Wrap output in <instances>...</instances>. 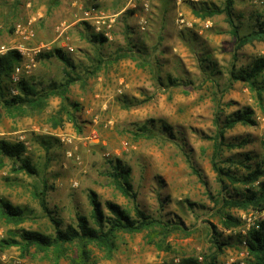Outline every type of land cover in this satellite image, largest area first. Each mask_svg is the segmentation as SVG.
Returning a JSON list of instances; mask_svg holds the SVG:
<instances>
[{
	"label": "rangeland",
	"instance_id": "obj_1",
	"mask_svg": "<svg viewBox=\"0 0 264 264\" xmlns=\"http://www.w3.org/2000/svg\"><path fill=\"white\" fill-rule=\"evenodd\" d=\"M65 1L50 12L51 0H0V50L18 51L20 24L34 31L25 42L28 49L48 45L32 54L36 67L23 79L42 88L62 84L69 76L79 77L68 90V100L55 95L41 112L26 108L23 115L2 118L0 141L24 144L25 155L38 173L14 171L9 159L0 163V202L21 208L25 217L22 223H11L0 208V264H74L79 257L76 244L68 245L62 256L55 248L24 253L19 245L1 246L5 239L20 241L23 230L55 235L54 224L34 196L36 190L45 189L48 207L62 229L77 226L78 215L94 224L91 191L107 214L110 201L134 216L131 199L111 177L118 163L130 171L140 208L154 218L180 223L181 229L119 233L111 251L91 245L87 264H177L184 258H195L200 264L214 260L248 264L250 256L242 240L263 219L264 211L231 209L228 212L241 224H223L213 199L225 192L212 168L211 137L218 131L217 118L223 125L228 116L250 109L254 125L237 124L225 133L227 141L246 144L225 150L224 157L243 159L250 154L251 164L264 166V99L259 102L246 83L230 79L232 64L240 72L264 58V40L247 44L234 60L235 40L225 16L204 17L203 12L222 7L224 0H151L148 11H137L131 0H83L85 10L96 7L116 16L111 38L86 20L77 22L78 11H71L70 0ZM235 22L243 35L264 28V4L235 0ZM96 36L103 37L104 43L97 42ZM130 43L150 53L154 66L159 65L155 69L159 79L151 68L142 69L133 60L111 63ZM206 55L216 64L214 78L203 69ZM100 58L105 59L102 70L88 74ZM24 61L21 56L16 66ZM163 123L173 135L160 134ZM146 125L154 129V138L140 131ZM168 133L172 138H163ZM232 170L245 174L242 168ZM242 189L231 186L229 193ZM216 241L223 244L222 250Z\"/></svg>",
	"mask_w": 264,
	"mask_h": 264
},
{
	"label": "trees",
	"instance_id": "obj_2",
	"mask_svg": "<svg viewBox=\"0 0 264 264\" xmlns=\"http://www.w3.org/2000/svg\"><path fill=\"white\" fill-rule=\"evenodd\" d=\"M60 5V0H51L48 11ZM204 17H213L216 15H224L227 24L230 27V34L235 40V52L233 59L237 60L238 52L244 46L254 42L255 40H264V28L260 27L259 30H254L249 34L243 35L240 32L239 26L235 22V0H224L222 7L206 8ZM127 33L130 35V27L127 26ZM95 40L104 43L105 39L101 36H96ZM62 52L57 50V54L70 65ZM47 54V58L53 56ZM151 55L142 47L137 44L130 43V46L124 50L119 51L118 54L113 56L111 63H117L122 60H133L137 65L144 69L151 68V73L158 79L160 75L156 72L159 65L154 66L150 59ZM204 61L206 62L203 68L206 75L210 78L216 76V64L212 62L209 55H206ZM21 55L16 50H11L4 55H0V123L4 114L9 116L23 115L26 108L34 112H41L49 98L52 96H60L63 101L68 100L67 93L72 84H74L79 77L69 76L62 84H52L46 87H38L35 83L27 79H22L17 85L19 93L12 95L10 93L11 83L10 77L14 71L15 66L20 63ZM95 66L90 69L88 74L96 75L104 66L105 59H97ZM230 79L232 82H244L250 90L255 93L259 102L264 99V58L256 59L251 68L245 71H235V64H232L230 71ZM171 84H178L177 81L170 79ZM8 94V95H6ZM27 113V112H26ZM218 131L215 136L211 137L212 156L211 164L214 172L217 174V181L225 192L220 198H213L214 205L219 207V215L223 224L227 227L238 226L241 221L235 218L228 212L231 209L240 210H253L256 212L264 211V166L261 164L253 165L252 156L246 154L243 159L225 158V150H234L243 147L246 141L232 142L227 141L225 133L229 129H233L237 124L254 125L253 112L250 109L237 111L233 115L228 116L223 125L219 118H217ZM140 131L144 136L154 138L156 133L149 125L144 126ZM164 131H170V127L165 123L162 124L160 134L163 135ZM167 135L170 138L171 136ZM172 138V137H171ZM264 144V142H263ZM26 147L22 143H9L7 141H0V163L4 159L13 161V170L17 172L24 171L29 175H36L37 168L32 164L31 160L25 155ZM234 168H242L245 170L244 175H238L233 172ZM111 177L117 184L119 190L124 196L131 199L134 206L135 217L132 216L128 210L119 204L108 201L106 208L108 214L105 212L102 203L100 202L96 192L91 191L89 198L92 206V224L84 215L77 216V226H68L65 229L60 227V221L52 215L46 200V191L36 190L34 193L35 198L39 201L43 211L48 215L51 222L54 224L56 231L55 235H47L37 231L23 230L20 232V241L14 238L3 240L2 247H10L19 245L21 250L26 253L32 248L39 251H48L50 249L56 250L60 256L65 255L68 245L76 244L79 257L73 260L74 264H87L90 256L89 247L93 244L105 246L111 251L114 248L115 240L119 233H139L145 230L157 232L158 229L173 230L181 229L180 223L164 221L157 219L146 213L140 208L137 201V194L133 190L131 183L130 171L121 166L119 163L116 165L115 171ZM257 184V185H256ZM231 186H242V190H237L235 195L229 193ZM235 190V189H234ZM227 193V194H226ZM0 208L2 214L11 223L19 224L25 220L23 210L19 207L13 206L5 200H1ZM250 259L248 264H264V219H260L256 226L249 229L247 235L242 240ZM218 250H222V245L217 241ZM172 264V263H164ZM177 264H200L195 258H184ZM209 264H217L211 261Z\"/></svg>",
	"mask_w": 264,
	"mask_h": 264
},
{
	"label": "built area",
	"instance_id": "obj_3",
	"mask_svg": "<svg viewBox=\"0 0 264 264\" xmlns=\"http://www.w3.org/2000/svg\"><path fill=\"white\" fill-rule=\"evenodd\" d=\"M142 4V8L145 11H148L150 9V2L151 0H139ZM257 2L264 4V0H256ZM77 3H80V0H76ZM135 6H133L134 8ZM81 12L83 13V19L88 21L92 27L98 32L103 34L107 38H111V31L113 26L116 22V16L115 15H109L104 10L97 9L96 7H91L87 10L83 6H80L79 8ZM85 10V11H84ZM180 24L184 23V20H179ZM146 25V21L144 20L141 23V27L144 30ZM16 34L22 39V42H19V45L17 47L18 52L23 56V60L25 59L27 62L24 61V64L18 65L14 68V72L11 76V94L17 95L19 93L17 85L20 83V81L25 78V76H30L33 72V69L36 67V62L34 58L32 57V54H38L48 48V45L42 43L38 45L37 47L33 49H28L25 46V42H29L30 39L34 37V31L31 27H27L25 25H18ZM61 34L60 36H62ZM72 50V49H70ZM9 51L8 48H2L0 50V54H4L5 52ZM33 52V53H31ZM28 57V59L26 58ZM264 214V213H263ZM264 219V215L262 217Z\"/></svg>",
	"mask_w": 264,
	"mask_h": 264
},
{
	"label": "crops",
	"instance_id": "obj_4",
	"mask_svg": "<svg viewBox=\"0 0 264 264\" xmlns=\"http://www.w3.org/2000/svg\"><path fill=\"white\" fill-rule=\"evenodd\" d=\"M100 1H103L104 2V0H100ZM107 1V0H106ZM66 1L64 0V3H65ZM67 3V2H66ZM130 3L132 4V7L133 6H135L134 8L137 10V11H143L144 9L142 8V4H141V2L139 1V0H131L130 1ZM69 4V9L71 10V11H78V16H80V19H78L77 20V22L78 21H80V20H84L83 19V16H82V12H81V10L79 9L80 8V6H83V7H86V4L83 2V0H80V3H77L76 2V0H70V3H68ZM107 13V12H106ZM81 16H82V18H81ZM85 21V20H84ZM208 25H210V24H208Z\"/></svg>",
	"mask_w": 264,
	"mask_h": 264
}]
</instances>
